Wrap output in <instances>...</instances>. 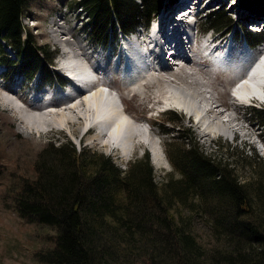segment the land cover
<instances>
[{"label":"trees","instance_id":"obj_1","mask_svg":"<svg viewBox=\"0 0 264 264\" xmlns=\"http://www.w3.org/2000/svg\"><path fill=\"white\" fill-rule=\"evenodd\" d=\"M31 0H0V64L31 78L50 77L57 50L39 44L22 23ZM173 0H76L99 44L134 31ZM242 20L264 18V0H233ZM240 14V12H239ZM29 15V14H27ZM205 29L225 30L231 17L213 10ZM248 40L264 32L244 27ZM7 49L12 50L14 57ZM264 132V108L250 106ZM157 124L173 173L155 180L147 151L120 168L110 155L69 140L44 145L33 175L21 176L9 195L26 223L50 227L53 245L39 254L46 264H264V159L245 155L249 172L206 152L174 110ZM169 124V128L167 125ZM250 149V146L248 145ZM201 221L211 241L192 224Z\"/></svg>","mask_w":264,"mask_h":264},{"label":"rangeland","instance_id":"obj_2","mask_svg":"<svg viewBox=\"0 0 264 264\" xmlns=\"http://www.w3.org/2000/svg\"><path fill=\"white\" fill-rule=\"evenodd\" d=\"M73 1L62 0V2H66L70 6ZM174 4H177V2H174ZM168 5L171 4L168 3ZM54 7V1L52 0H31L27 13L22 17V23L31 31L39 44H48L52 50L57 48L60 42L62 44L65 43L64 40L68 36L71 41L79 45L85 55L90 50L88 48L85 50L83 46L91 42L95 44V48L100 52V44H97L91 37L88 29L83 27L85 22V18L82 16L83 12H78L76 9H73L72 12L70 8L65 25L67 32H65L63 27V34L62 29L54 26L49 21V16ZM168 7L165 6L164 10H166V13L172 9H168ZM199 7L201 9L200 23L203 27L207 25L208 18H206V15L213 10H218L223 15L231 17L233 26L239 12V16L243 14L238 3H234L233 0L205 1ZM232 28L230 31H232ZM51 29L54 30L51 32ZM233 30L240 35V28ZM230 31L228 33L220 32V34L229 35ZM86 35L87 39H85ZM72 48L76 49L74 46ZM8 51L10 56L13 57L12 50L9 49ZM97 56L98 53L96 54ZM48 68L55 74L57 73L51 67ZM174 68L176 67L174 66ZM174 68L171 69L172 72L176 70ZM184 68H186L185 72H182L184 77L187 69H189L193 73L191 74L192 76L202 81L203 86L200 87V85L194 84L193 87H196V91H192V87L183 84L181 81H169V83L159 80L155 84L152 83V86L140 87L137 96H131L114 84L120 92V97L127 108V112L129 111L128 113L132 116L133 120L139 122L142 127L150 128L149 134L153 137V146L157 148L158 143L161 148V151H158L156 154V158L153 159L155 180L161 182L163 176L173 173L172 166L163 147L162 141L165 135H161L158 127L167 116L161 113V109L156 110L155 107L157 108L158 106L154 103L155 99L158 101L165 100L169 96L173 98V101L179 96L180 98H187L186 100L190 101V105L192 103L194 105L195 103L198 104V107L193 106L191 111L193 115L184 113L182 108L173 107L177 112V116H181L184 120V126L192 127L206 152L216 157L232 160L238 165L239 170H243L247 174L249 170L244 156L250 155L249 150L251 154L253 153L252 150H254L258 156L264 159L263 130L254 121L253 114L250 113L245 105L240 104V106L235 107V113H233L232 100L229 94L231 80L223 79L217 75L213 76L207 72V68L195 63H192L190 66L185 65ZM0 69H4V67L1 66ZM5 81L7 82L8 80L5 79ZM165 83L167 84L165 85ZM17 86V83L12 82L10 85L5 84V86L0 84V264H46L40 260L39 254L53 245V238L51 236L54 231L47 226L26 223L11 207L12 203L9 195L12 191L18 189V187H15L21 176L33 175V162L40 149L50 141L57 144L60 141L69 140L75 145L77 150L82 146H86L105 155L112 156L118 167L125 168L134 158L141 157L137 151V146L145 148L148 144L139 142L135 145L131 155L127 157L129 159H123L124 156L122 155V157L119 151L111 146L113 144L111 142H114L112 141L114 136L110 137L108 135V138L106 136L101 138V136L105 135L103 134L105 132H101V134L96 130H90L86 133L83 128L84 120L77 121V114L71 112L72 114L69 116L70 113H66V121L72 120L73 116L74 118L76 116V118H73L68 125L65 124V127L54 125L53 123L47 126L45 121H48V119L39 121L38 118L35 119V109L28 110L29 107L26 105L28 103L22 98L23 95L25 96V93L19 90ZM187 87L190 89L187 90ZM184 88H187L188 92L191 93L192 91L196 95L191 93L192 95L185 97ZM202 90L209 93L204 94ZM210 93L212 94L211 102L207 99V95L209 96ZM212 103L217 106H214ZM252 104L264 108V103L258 100L254 99ZM15 105L19 106L20 111L18 112L22 113L24 120H20V117L18 118ZM199 105L205 107L201 109ZM210 107L213 108V111L207 112V109ZM195 115L198 118L200 117V120ZM202 118L206 119L204 125ZM165 125H167V128L170 127L169 124ZM230 129H234L233 132L232 130L230 132ZM96 133H100V136L97 140L93 141L91 136H94ZM192 227L199 241L204 243L211 241L209 231L204 223L195 221Z\"/></svg>","mask_w":264,"mask_h":264},{"label":"bare ground","instance_id":"obj_3","mask_svg":"<svg viewBox=\"0 0 264 264\" xmlns=\"http://www.w3.org/2000/svg\"><path fill=\"white\" fill-rule=\"evenodd\" d=\"M180 1H182V0H180ZM180 1L176 0L175 2H177V4H178ZM184 1H187V0H184ZM201 1L202 0H198V2H200V3H201ZM168 3H170V1L166 2L164 4V6L158 11V14L161 15V18H160L161 38H163L164 40H168L169 38H178L181 34L182 29H183L182 24L184 23V22L183 23L182 22H176V19L172 16L173 11H174L173 4L168 5ZM177 4H175V5H177ZM165 6H169L168 9L169 8H172V9L168 10V12L166 13L165 12L166 10H164ZM59 17H60L59 14H56L54 16L55 19H58ZM173 21L175 22V26L173 28H171V30H168L167 29L168 25L171 24ZM64 29H65V32H67L65 27H64ZM62 32L64 34L63 29H62ZM186 38H188V40H186V39L184 40L181 38V40L179 41V49L177 51V57L181 58L183 63L178 68V70H175L174 72H172L171 69H173V68L171 66H169L168 62H166L162 58V55L161 54L157 55L158 64L160 65L159 66L160 71L158 72V74L157 75L154 73L150 74L149 78L147 79V81L144 85L135 83V86L137 88L136 87H132L130 89L127 88L128 92L129 93L131 92V94H129V95H131V96L136 95L137 96V94L139 93L140 87L145 88L147 86H152V83L155 84V82H157L159 80H164L165 82L181 81L183 84H186L187 86L192 87L193 88L192 91H196V87H193L194 84L200 85V87L203 86L202 81H200L197 77L192 76L191 74H193V73L189 69H187V71H186L187 73H185V77H184V75H182V72L184 73L185 72L184 70L186 69V68H184L185 65L190 66L192 63L200 65V63L197 62L196 60H194L190 54L191 50H190L189 45H188V42L190 40V36H188ZM67 39H68V41H67ZM65 40L70 47L74 46L76 48L74 50V52L77 53L76 56L78 58L80 56H85V53H83L81 51L79 45L76 42L71 41L69 39V37L68 38L66 37ZM260 53L262 55V58L258 62L257 68L255 69V71H256L255 75L257 77V79H256L257 81L260 80V76L264 73V46L260 48ZM105 61L106 60L104 59L103 64H101L99 61L96 60L95 61L96 68L104 70L103 66H105V64H106ZM164 73H169L171 75L170 78H166V80H165L164 75H163ZM57 77H56V80L58 82H65L66 81L65 78L61 75H58ZM1 85L5 86V84H1ZM6 85H10V84L6 83ZM253 85L248 84L247 82H244V84L242 86H240L242 88L240 90H238V94L240 96L246 98V95L249 94V96H250V95H252V93H254L256 98L261 99L262 90L260 89L259 84L254 82ZM189 87H187L188 89L184 88V91L186 92L185 97L189 96V92H187V90L190 89ZM250 87H252V88H250ZM205 90H202L203 93L208 94L209 92L208 91L206 92ZM192 91H191V93H193ZM117 92L119 93L118 97L120 99V102H121V105L123 106L124 111H122L120 109V106L116 103L117 98L115 96H113L110 89L108 88V86L105 83H101V84L97 85V87L90 90L88 92V94L79 95V97L73 101L67 102V100L70 99L68 97V95L61 93V92H58V93H53V94L48 93L47 95H42L38 98H34L33 101L26 102V103H28L26 105L29 107L28 110L35 109V110L40 111V110L45 109L44 112H42V114L37 115L35 117V119L38 118L39 121L42 119H48V121H45V124L47 126L50 125V123H53L54 125H61V126L65 127V124L68 125L69 123H71L74 116L72 115L73 116L72 120L66 121V119H65L66 113L67 114L70 113L69 116H71L72 113L77 114L78 120L77 119L76 120L79 122L84 120L83 121V128H85L88 125V123L91 121V117L94 120V122H96V121L99 122V127H104V126L108 125L109 126L108 130L107 131L104 130L105 133H103V134H105V135L101 136V138H103L104 136H106L108 138V135L110 137L114 136V138L112 139V141H114V142H111V143H113L112 144L113 147H117V148L121 149V151L123 152V156H124V157L123 156L122 157H123V159H125V158H127V155L129 153V150H130V146H131L132 141H133V133H134L133 130L138 126V124L133 120L132 116L128 113L129 111L127 112V108L125 107V105H124V103L120 97L121 96L120 92L118 90H117ZM191 93H190V95H192ZM194 95H196V94H194ZM211 95H212L211 93L209 94V96L207 95V99L209 101L211 100ZM53 97H55V100H53L50 104H47L46 102H48ZM186 99L187 98H180L178 96L177 98H175L174 103L179 108H182L185 111L191 113L193 106L198 107V104L195 103V105H194V103H192L190 105V101H188ZM159 102L160 101H158L156 99L154 100V103H159ZM210 105H211V103H210ZM199 106L202 109V105H199ZM214 106H217V105H214ZM78 107H79V109H78ZM16 108H17V111H20L19 106H16ZM212 111H213L212 107L207 109V112H212ZM89 114H91L92 116L89 117ZM191 115H193V114L191 113ZM195 117H197V116L195 115ZM68 118H67V120L70 119V118L69 119ZM75 118H76V116H75ZM205 120H206L205 118H202L203 125L205 124ZM60 121H62V122H60ZM90 130L95 131V129L92 126V128H88L86 130V133H88ZM98 132L101 133V131H98ZM86 133H84V134H86ZM100 133L94 134V136H91V139L93 141L97 140L100 136ZM142 141H143V143H146V145L148 144V146L152 148L151 150L154 153L156 152L157 148L153 146L154 145L153 137L150 136L149 133L145 136V138L142 139ZM155 144H156V142H155Z\"/></svg>","mask_w":264,"mask_h":264}]
</instances>
